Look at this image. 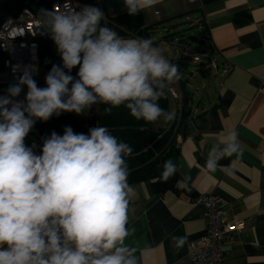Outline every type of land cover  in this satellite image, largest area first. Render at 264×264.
Masks as SVG:
<instances>
[{
  "label": "clouds",
  "instance_id": "1",
  "mask_svg": "<svg viewBox=\"0 0 264 264\" xmlns=\"http://www.w3.org/2000/svg\"><path fill=\"white\" fill-rule=\"evenodd\" d=\"M158 2L124 0L129 15ZM41 12L63 66L53 64L46 86L39 87L38 66L12 65L15 83L0 96V264H137L136 248L124 244L135 231L127 227L135 196L126 162L131 146L100 125L88 134L71 126L63 135L53 131L43 138L40 154L25 139L37 121L82 115L101 103L109 105L107 114L124 106L137 120L171 122L176 114L158 101L181 71L152 39L124 38L103 25L106 16L97 6ZM237 139L232 132L217 160L242 156ZM205 167L211 173L224 166L208 160ZM175 171L165 161L161 179ZM186 242V236L178 238L174 247Z\"/></svg>",
  "mask_w": 264,
  "mask_h": 264
},
{
  "label": "crops",
  "instance_id": "2",
  "mask_svg": "<svg viewBox=\"0 0 264 264\" xmlns=\"http://www.w3.org/2000/svg\"><path fill=\"white\" fill-rule=\"evenodd\" d=\"M101 2L110 13L128 11L124 0ZM140 13L154 32L197 20L202 42L219 62L214 58L218 73L211 92L193 105L194 120L187 134L177 138L180 191L158 194L149 180L130 184L135 196L127 227L135 231L124 244L136 248L137 264H191L189 241L207 229L204 209L192 195L213 193L229 220L244 222L241 231L227 235L224 264H264V89L259 86L264 77V0H159ZM234 131L242 156L217 160ZM25 144H35L34 152L40 154L35 140L26 138ZM208 160L224 167L210 173ZM183 184L191 190L182 191ZM185 236L187 242L176 249L178 238Z\"/></svg>",
  "mask_w": 264,
  "mask_h": 264
},
{
  "label": "trees",
  "instance_id": "3",
  "mask_svg": "<svg viewBox=\"0 0 264 264\" xmlns=\"http://www.w3.org/2000/svg\"><path fill=\"white\" fill-rule=\"evenodd\" d=\"M54 1L0 0V22L8 16L18 14L25 7L32 9L45 22L47 18L43 16L41 10L51 11ZM74 1L78 4L79 9L84 5H94L101 8L106 16L101 23L114 29L122 37L150 38L154 31L153 26L144 24L140 11L135 15H129L128 11L110 13L99 5L98 0ZM202 1L205 3L211 0ZM40 52L43 66L51 68L57 55L56 45L50 35L44 33L40 39ZM182 87L181 115L175 112V103L167 93L158 101L163 110L176 114L175 119L171 122H165L163 118L153 123L137 120L130 115L129 110L124 106L113 108L112 112L107 114L104 109L109 105L101 103L97 106L96 121L92 125L82 127L77 116L62 113L59 117L54 115L47 122L37 121L26 138L35 140L41 151L43 138L50 136L53 131L63 135L65 126H71L74 132L84 134H88L89 129L97 125L105 126L112 135L127 142L132 148L131 155L126 157L129 184L149 180L152 182L154 191L158 194H164L168 191L178 192L180 191V182L176 171L166 182L161 179V176L165 161L171 160L176 167L180 155L177 138L180 134L184 136L187 134V129L194 120L193 96L185 90L183 83ZM181 190L189 192L191 189L185 188V184H183ZM197 195H192L193 200Z\"/></svg>",
  "mask_w": 264,
  "mask_h": 264
},
{
  "label": "built area",
  "instance_id": "4",
  "mask_svg": "<svg viewBox=\"0 0 264 264\" xmlns=\"http://www.w3.org/2000/svg\"><path fill=\"white\" fill-rule=\"evenodd\" d=\"M69 12L79 10L78 4L74 0H55L52 4V10ZM43 20L36 15L34 11L25 7L16 15L6 17L0 22V85H10L15 83V76L12 72V65H36L38 74L34 75L37 83H45L46 74L51 70L53 64L62 65V60L57 52L55 61L51 68H46L42 64L40 52V39L44 35ZM137 36H128L124 38H133ZM144 38V37H141ZM169 41H171L170 37ZM151 39V37H150ZM176 53L172 57L164 56L171 62L176 63L181 71V78L175 84L165 89L172 101L175 103V112L181 115L182 111V66L180 59L182 57L191 58L194 62L202 61L205 53H188L180 46H176ZM212 67H217L216 61L211 58ZM67 71V70H65ZM77 68L72 69L71 75L76 77ZM17 73L16 75H19ZM260 88L264 89V77L260 79ZM193 105V104H192ZM193 112L195 110L193 109ZM198 132L189 135L194 139ZM203 207L207 221L206 232L194 239L188 244V256L191 264H224L225 244L227 235L234 231H241L244 228V222L229 220L224 210L221 199L213 193L198 194L194 200Z\"/></svg>",
  "mask_w": 264,
  "mask_h": 264
},
{
  "label": "rangeland",
  "instance_id": "5",
  "mask_svg": "<svg viewBox=\"0 0 264 264\" xmlns=\"http://www.w3.org/2000/svg\"><path fill=\"white\" fill-rule=\"evenodd\" d=\"M98 3L102 7L101 0H98ZM202 32L203 30L197 20L188 19L165 25L155 32L153 31L151 34L154 46L159 47L169 57L175 55L176 46H180L188 53H205L206 56H203L200 62H194L191 58L186 57L180 59L183 72L182 83L184 84L185 90L193 96V104L195 106L207 98L214 86L216 74L218 73L217 67H212L211 58H215L217 62L219 61L215 55L212 54L211 49L206 43L202 42ZM168 37H170L171 41L168 40ZM37 84L39 87L46 86V83ZM8 87L9 85H0V96L6 95ZM26 92L27 88L25 87L18 99L23 100ZM97 106L98 105H93L90 111H86L82 115H77L74 112L65 113L77 116L82 127H85L95 123Z\"/></svg>",
  "mask_w": 264,
  "mask_h": 264
},
{
  "label": "water",
  "instance_id": "6",
  "mask_svg": "<svg viewBox=\"0 0 264 264\" xmlns=\"http://www.w3.org/2000/svg\"><path fill=\"white\" fill-rule=\"evenodd\" d=\"M193 74V73H192Z\"/></svg>",
  "mask_w": 264,
  "mask_h": 264
}]
</instances>
